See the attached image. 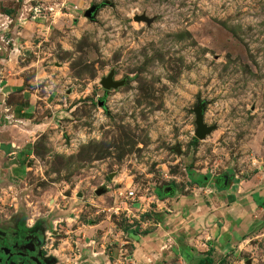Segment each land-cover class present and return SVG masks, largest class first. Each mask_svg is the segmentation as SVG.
I'll return each instance as SVG.
<instances>
[{
	"label": "rangeland",
	"instance_id": "rangeland-1",
	"mask_svg": "<svg viewBox=\"0 0 264 264\" xmlns=\"http://www.w3.org/2000/svg\"><path fill=\"white\" fill-rule=\"evenodd\" d=\"M0 23V79L23 90L5 103L26 107L3 119L37 124L26 171L0 174V228L43 231L58 264L83 229L141 234L161 197L263 176L264 0H0ZM239 244L212 264H264V213Z\"/></svg>",
	"mask_w": 264,
	"mask_h": 264
},
{
	"label": "crops",
	"instance_id": "crops-1",
	"mask_svg": "<svg viewBox=\"0 0 264 264\" xmlns=\"http://www.w3.org/2000/svg\"><path fill=\"white\" fill-rule=\"evenodd\" d=\"M4 26L9 31L13 29V25L9 28L0 23L1 28ZM7 50L0 61H8L16 48ZM18 85L16 77L0 79V174L12 178L26 171L30 155L24 149L31 142L29 134L37 126L21 124L26 118L20 114L26 107H10L5 103L10 94L23 95ZM3 117L21 123L11 124ZM261 176L241 179L222 189L192 185L189 192L179 197H161L167 213L157 215L150 229L141 234L131 232L136 225L124 230L109 229L103 236H98L96 230L83 229L81 237L75 240H83L80 245L84 249L74 253V264H212L216 253L240 245L245 233L257 227L264 213V174ZM50 264L58 262L50 256Z\"/></svg>",
	"mask_w": 264,
	"mask_h": 264
},
{
	"label": "flooded vegetation",
	"instance_id": "flooded-vegetation-1",
	"mask_svg": "<svg viewBox=\"0 0 264 264\" xmlns=\"http://www.w3.org/2000/svg\"><path fill=\"white\" fill-rule=\"evenodd\" d=\"M43 231L18 226L0 228V264H50L43 246Z\"/></svg>",
	"mask_w": 264,
	"mask_h": 264
},
{
	"label": "water",
	"instance_id": "water-1",
	"mask_svg": "<svg viewBox=\"0 0 264 264\" xmlns=\"http://www.w3.org/2000/svg\"><path fill=\"white\" fill-rule=\"evenodd\" d=\"M95 9V6H91L84 10V15L91 18L90 12H92ZM134 20H144L147 21L144 15L135 16ZM100 85L104 89L108 88H116L117 86L122 85L123 80H113L112 79V73H108L104 78L100 80ZM202 106L200 103L193 109L194 114V131L193 134L197 139H201L204 137V135L211 130V126H205L202 122ZM167 188H165L166 190ZM104 191L103 188H99L98 190H95L96 194L102 193ZM246 264H249L248 261H246Z\"/></svg>",
	"mask_w": 264,
	"mask_h": 264
},
{
	"label": "built area",
	"instance_id": "built-area-1",
	"mask_svg": "<svg viewBox=\"0 0 264 264\" xmlns=\"http://www.w3.org/2000/svg\"><path fill=\"white\" fill-rule=\"evenodd\" d=\"M133 195L131 190H127L124 194L125 197H131Z\"/></svg>",
	"mask_w": 264,
	"mask_h": 264
},
{
	"label": "trees",
	"instance_id": "trees-1",
	"mask_svg": "<svg viewBox=\"0 0 264 264\" xmlns=\"http://www.w3.org/2000/svg\"><path fill=\"white\" fill-rule=\"evenodd\" d=\"M170 192H171V190H170ZM168 193V192H167Z\"/></svg>",
	"mask_w": 264,
	"mask_h": 264
}]
</instances>
